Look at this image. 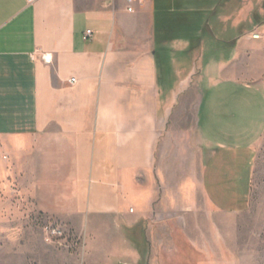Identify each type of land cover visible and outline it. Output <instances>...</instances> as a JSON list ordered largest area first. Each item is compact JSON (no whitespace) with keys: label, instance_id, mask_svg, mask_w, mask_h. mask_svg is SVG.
Masks as SVG:
<instances>
[{"label":"crops","instance_id":"0c3cea01","mask_svg":"<svg viewBox=\"0 0 264 264\" xmlns=\"http://www.w3.org/2000/svg\"><path fill=\"white\" fill-rule=\"evenodd\" d=\"M196 24L213 35L205 51L183 34ZM256 26L264 0H140L134 12L125 0H0V188L18 183L38 211L71 225L84 238L81 264H163L149 240L163 219L154 168L171 172L179 194L174 176L187 155L198 173L185 187L189 204L249 198L251 152L264 136V41L248 37ZM220 81L213 103L231 99L241 115L261 108L257 127L242 132L255 135L244 165L228 166L197 127L184 130L196 133L194 153L181 150L182 120L190 123L203 83ZM44 245L52 259L68 258Z\"/></svg>","mask_w":264,"mask_h":264},{"label":"rangeland","instance_id":"374dc122","mask_svg":"<svg viewBox=\"0 0 264 264\" xmlns=\"http://www.w3.org/2000/svg\"><path fill=\"white\" fill-rule=\"evenodd\" d=\"M208 18L203 15L198 23L207 21ZM244 30L247 31L248 27ZM183 31L185 30L177 29L172 32L175 34ZM214 32L217 37L220 34L219 28H215ZM183 34L196 43L203 40L204 51L209 39L213 38L208 28L198 24L186 29ZM219 45L216 43V46ZM195 49L199 55L204 52L199 46ZM203 55L207 59L216 56L215 52H206ZM182 78L168 77L167 82L176 85ZM198 78L195 77L193 83ZM225 85L224 81H220L209 90V85L203 83L202 93H199L194 101L195 106L190 109V123L183 119L180 124V146L185 151L190 146L194 153L198 147L196 133L193 131L189 139L184 130L191 132L192 127H197L206 137L207 143L216 148L221 147L218 154L230 167L237 166L239 162L244 165L252 153V163L247 172L251 182L249 198L240 203V195L232 196L225 198L230 203H215L211 207L204 203L189 204L185 188L191 173L186 169L187 155L181 156L178 179L174 176V186L177 180L181 186L179 194L175 189L174 194H171V172L158 173L154 168L150 173L151 179L158 188L164 187V203L155 204L153 210L162 213L163 219L158 220L160 229L157 228V234L153 230L149 240L158 249H163V264H199L201 261H209L210 264H264V136L250 153L249 146L254 142V132L242 133L257 127L255 123L260 119L261 108L254 105V108H242L247 115H241V110L232 105L231 99L222 102L218 99L213 103L211 96L218 95V91ZM227 87L236 95L244 93L241 86ZM8 170L11 173L9 179L14 180L11 169ZM191 174L195 176L198 173ZM224 176L225 179H230L234 174L226 172ZM224 176L221 175L220 178ZM17 184L0 188V264H81L84 238L71 225L38 211L37 201L30 198L26 189L19 188ZM48 224L65 227L69 234L66 242L76 247H59L46 242L44 226ZM44 244L55 246L57 250L67 253L68 258L61 260L55 255L52 259ZM69 255H77V261L72 260Z\"/></svg>","mask_w":264,"mask_h":264},{"label":"built area","instance_id":"2783aa9c","mask_svg":"<svg viewBox=\"0 0 264 264\" xmlns=\"http://www.w3.org/2000/svg\"><path fill=\"white\" fill-rule=\"evenodd\" d=\"M140 0H125L127 5V10L129 12L135 11V5ZM34 0H28L29 4H32ZM88 35L91 34L90 31L87 32ZM249 39L253 41H264V26H256L248 33ZM45 62H50V59L47 56H43ZM73 83L75 80L72 81ZM132 211V210H131ZM45 232V241L52 244H57L59 247L74 248L76 246L70 245L66 242L69 234L68 231L59 224H48L44 226Z\"/></svg>","mask_w":264,"mask_h":264}]
</instances>
